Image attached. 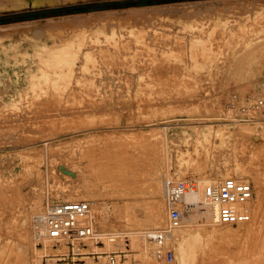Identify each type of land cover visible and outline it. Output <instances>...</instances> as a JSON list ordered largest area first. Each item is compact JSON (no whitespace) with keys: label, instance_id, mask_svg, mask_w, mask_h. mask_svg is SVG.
Returning <instances> with one entry per match:
<instances>
[{"label":"rangeland","instance_id":"374dc122","mask_svg":"<svg viewBox=\"0 0 264 264\" xmlns=\"http://www.w3.org/2000/svg\"><path fill=\"white\" fill-rule=\"evenodd\" d=\"M263 99L264 0H0V264H64L31 219L81 200L120 264H179L192 238L191 264H264ZM229 177L253 186L247 224L214 222L202 201L168 228L163 178L200 192ZM158 230L181 237L164 240L171 263L144 237Z\"/></svg>","mask_w":264,"mask_h":264},{"label":"built area","instance_id":"2783aa9c","mask_svg":"<svg viewBox=\"0 0 264 264\" xmlns=\"http://www.w3.org/2000/svg\"><path fill=\"white\" fill-rule=\"evenodd\" d=\"M264 99L256 102L263 106ZM163 200L169 218V229L182 223L185 208L182 197L197 191L194 179H162ZM202 199L216 213L217 223L223 226L247 224L251 219L253 186L247 180L229 177L201 188ZM95 202L81 200L48 205L34 213L31 219L32 235L35 240L56 248V255L64 264H120L125 257L121 250L98 248L96 233L98 223ZM165 231L146 233L149 241L158 246L159 252L168 263L174 259L170 249L164 247ZM159 254V253H158Z\"/></svg>","mask_w":264,"mask_h":264},{"label":"bare ground","instance_id":"6f19581e","mask_svg":"<svg viewBox=\"0 0 264 264\" xmlns=\"http://www.w3.org/2000/svg\"><path fill=\"white\" fill-rule=\"evenodd\" d=\"M20 54V53H19ZM25 54V53H24ZM26 55H27V53H26ZM25 55V56H26ZM6 56V55H5ZM19 56V55H18ZM13 57H15V56H13ZM21 57V56H20ZM22 58V57H21ZM13 59V58H12ZM17 59V58H16ZM119 152V151H118ZM106 154V155H105ZM104 154V156H105V159L107 160V162L109 161V160H116V157H112L111 155H109V153H105ZM110 156V157H109ZM118 156V155H117ZM122 157H120L119 158V160L121 159ZM206 158V157H205ZM204 158V159H205ZM102 159V158H101ZM118 159V158H117ZM104 160V159H103ZM102 160V161H103ZM118 161V160H117ZM126 161V160H125ZM124 161V162H125ZM205 161V160H204ZM106 161H104V163H107ZM111 162V161H110ZM116 162V161H115ZM119 162V161H118ZM123 162V161H122ZM127 162V161H126ZM109 163V162H108ZM113 164V163H112ZM111 163L109 164V165H112ZM123 163H121V165H122ZM127 163H125V165H126ZM114 165V164H113ZM116 165V164H115ZM117 165H119V164H117ZM116 167V166H115ZM113 168V169H115V172H116V168ZM125 166H123L122 168H124ZM131 166H128V168H130ZM102 168V167H101ZM101 168H99V170L101 169ZM182 168V167H181ZM103 169V168H102ZM108 169V168H107ZM112 169V170H113ZM117 169H119V167L117 166ZM135 169V168H134ZM137 169V168H136ZM200 169V168H199ZM106 170V169H105ZM105 170H104V173H105ZM120 170H121V166H120ZM129 170V169H128ZM127 170V171H128ZM181 170V169H180ZM108 171H109V169H108ZM107 171V172H108ZM111 171V170H110ZM119 171V170H118ZM126 171V170H125ZM133 171V170H132ZM106 172V173H107ZM120 172V171H119ZM122 172V171H121ZM121 172H120V174H121ZM130 172H131V169H130ZM98 173H101L100 171L98 172ZM103 173V172H102ZM111 173V172H110ZM109 173V174H110ZM118 173V172H117ZM117 173H115V175L117 174ZM132 173H134V172H132ZM112 174H113V172H112ZM136 174V173H135ZM99 175V174H98ZM119 175V174H118ZM128 175V174H127ZM126 175V176H127ZM134 175V174H133ZM122 176V175H121ZM125 176V177H126ZM130 177H131V175H129ZM137 176V175H136ZM135 176V177H136ZM120 178V177H119ZM122 178H123V176H122ZM133 177H131L130 179H132ZM117 179H118V177H117ZM123 179H126V178H123ZM134 180H135V178H133ZM127 180H129L128 179V177H127V179H126V181ZM115 181V180H114ZM118 181V180H117ZM125 181V180H124ZM125 181V182H126ZM131 181V180H130ZM136 181V180H135ZM150 181L152 182L151 183V187H150V189H151V191L153 190L154 192L158 189V187H159V183L158 182H156L155 181V179H153V178H151L150 179ZM212 181V180H211ZM111 182H112V180H111ZM253 182V181H252ZM108 183V182H107ZM120 183V182H119ZM123 183V182H122ZM114 183H112V185H113ZM129 184H130V182H129ZM258 184V183H257ZM117 185H118V183H117ZM116 185V186H117ZM119 185H121V184H119ZM118 185V186H119ZM131 185V184H130ZM259 185V184H258ZM127 185H125V186H123V187H126ZM129 186V185H128ZM122 187V186H121ZM130 187V186H129ZM114 188H115V186H114ZM117 188V187H116ZM127 188V187H126ZM126 190V189H125ZM119 191V190H118ZM153 193V192H152ZM156 193V192H155ZM183 201H184V208L186 209V211H190V210H193V209H195V208H198L199 206H200V204L202 203V201L204 202V199H202V194L199 192V191H195V192H192L191 194H186L185 196H183ZM207 208H208V206H207ZM160 209H162V207H160ZM160 209H158L157 210V212L155 213V216H153L154 217V219L156 220V222L157 221H161V219L163 220V218L161 217V212L162 211H160ZM209 211V210H208ZM187 212V213H188ZM209 213V212H208ZM189 214V213H188ZM191 214V213H190ZM210 214H211V217H212V219H213V221L214 222H217V217H216V213H215V210L212 208V210H211V212H210ZM209 215V214H208ZM152 217V218H153ZM23 218H25V217H23ZM153 219V220H154ZM25 220V219H24ZM152 220V221H153ZM251 220V219H250ZM23 221V220H22ZM149 221H151V220H149ZM151 221V222H152ZM212 221V222H213ZM148 223V222H147ZM153 223H154V221H153ZM158 224V223H157ZM210 224H211V222H210ZM214 224V223H213ZM155 225H156V223H155ZM209 225V224H208ZM215 225H217V223H215ZM242 225H245V224H242ZM25 226V225H24ZM213 226V225H212ZM210 227H211V225H210ZM210 227H208L209 229H210ZM248 227V226H247ZM1 228H2V226H1ZM6 228V227H5ZM10 228H11V226H10ZM19 229V228H18ZM24 229V228H23ZM23 229H21V231H23L24 232V230ZM4 230V229H3ZM2 230V231H3ZM11 230V229H10ZM6 231V230H5ZM7 231H8V229H7ZM20 231V232H21ZM181 231V230H180ZM11 232V231H10ZM166 232V231H165ZM14 233V232H13ZM175 233V232H174ZM174 233H172V234H174ZM211 233H215L216 235H218V236H223L224 238H227V236H225L224 234H226V232L225 231H222V230H218V231H213V232H211ZM228 233V232H227ZM6 234V233H5ZM0 235H2L3 236V234H0ZM8 235H9V233H8ZM19 235H21L20 233H19ZM143 235V234H142ZM187 235H189V233L187 234ZM186 235V236H187ZM15 236H17V233L15 234ZM98 236V235H97ZM6 238H7V236H5ZM9 237H10V235H9ZM19 237V236H18ZM23 237V236H22ZM136 237V236H135ZM142 237V236H141ZM144 237H146V234L144 235ZM164 240H166V239H169V240H171L172 242L173 241H179V239L181 238L180 236H178L176 233L174 234V235H172V236H170V238H169V234H167V232L165 233V235H164ZM228 237H230V236H228ZM0 238H2L1 236H0ZM10 238H12V235H11V237ZM21 238V237H20ZM3 239V238H2ZM193 240H190L189 239V237H188V240H190L191 242H189V243H187V245L185 246V247H181V248H179V250H178V255H179V258H180V261H178L179 262V264H191V262H192V260H193V254H194V250H196V247H195V245L197 244V242L195 241V239L194 238H192ZM11 240V239H10ZM22 240V239H21ZM163 240V241H164ZM168 240V241H169ZM4 241V240H3ZM23 241V240H22ZM118 241V238L116 237V236H113V237H110V240H109V244H110V246H116V245H118L116 242ZM167 241V240H166ZM119 242V241H118ZM4 243V242H3ZM25 243V242H24ZM2 244V243H1ZM24 245V244H23ZM26 245H27V243H26ZM9 246H10V244H9ZM18 246V245H17ZM101 246H103L104 247V243H100L99 242V244H98V248H100ZM23 247V246H22ZM49 248L50 247H52V246H48ZM55 248V247H54ZM10 249V248H9ZM50 249H52V248H50ZM15 250H16V247H15ZM51 251V250H50ZM52 251L54 252L55 250H53L52 249ZM51 251V253L52 254H55V252L53 253ZM46 252H48V251H46ZM57 252V251H56ZM9 252H7V254H8ZM6 254V255H7ZM50 254V253H49ZM58 254V253H57ZM155 254H156V252H155ZM13 255H14V253H13ZM45 255H47V253L45 254ZM51 255V254H50ZM56 255V254H55ZM53 256V255H52ZM42 257V256H41ZM51 257V256H50ZM55 257V256H54ZM53 257V258H54ZM126 257V256H125ZM124 257V258H125ZM19 258V257H18ZM44 258H45V256H44ZM49 258V257H48ZM46 259V258H45ZM56 259V258H55ZM55 259H53V261L55 260ZM46 260H48V259H46ZM50 260H52V259H50ZM19 261V260H18ZM26 261V260H25ZM24 261V262H25ZM49 261V260H48ZM52 261V262H53ZM59 261V260H58ZM20 262V261H19ZM11 263V262H10ZM28 263V262H27ZM60 263V262H59ZM26 264V263H25ZM44 264H47V262L46 263H44ZM54 264V263H53Z\"/></svg>","mask_w":264,"mask_h":264},{"label":"trees","instance_id":"16d2710c","mask_svg":"<svg viewBox=\"0 0 264 264\" xmlns=\"http://www.w3.org/2000/svg\"><path fill=\"white\" fill-rule=\"evenodd\" d=\"M135 3H131V4H128V3H112V5H107L105 7L107 8H113L114 6H131ZM92 7V6H90ZM89 6H84V7H81V6H76V7H70V8H66V9H63V10H50V11H39L38 13H33V14H29V16L31 17H34V18H38L39 16H44V17H48V16H53V15H56L57 13H61V12H64V13H76V11H85L86 9H88ZM3 18H6V19H11V17H3ZM1 20H4V19H1Z\"/></svg>","mask_w":264,"mask_h":264}]
</instances>
